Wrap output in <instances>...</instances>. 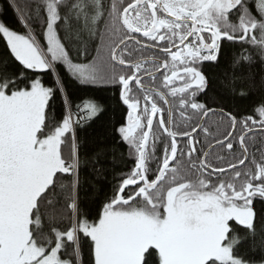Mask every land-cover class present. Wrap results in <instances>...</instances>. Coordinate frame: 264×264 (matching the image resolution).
Returning a JSON list of instances; mask_svg holds the SVG:
<instances>
[{"label": "snow or ice", "instance_id": "obj_1", "mask_svg": "<svg viewBox=\"0 0 264 264\" xmlns=\"http://www.w3.org/2000/svg\"><path fill=\"white\" fill-rule=\"evenodd\" d=\"M7 5L0 264H264V0Z\"/></svg>", "mask_w": 264, "mask_h": 264}, {"label": "trees", "instance_id": "obj_2", "mask_svg": "<svg viewBox=\"0 0 264 264\" xmlns=\"http://www.w3.org/2000/svg\"><path fill=\"white\" fill-rule=\"evenodd\" d=\"M0 6L3 7V15L0 16V20L6 21L9 25L13 26L14 28L19 29V25L16 23L15 17L13 15L12 9L8 7L7 0H0ZM238 44H226L225 46V52H235L238 49ZM4 44L3 41L0 40V52L3 51ZM257 74V78H259V75L264 72V66L261 67H255L252 69ZM48 79V77H46ZM67 86H68V92L70 94V98L73 102V104L81 103L82 100L91 98V97H99L102 98L107 104L110 105L109 112L106 116V120H111L115 122L116 120H119L122 115V106L117 104L113 99V91L105 86H82L79 85L74 80H71L70 78L67 80ZM259 99V93L251 96L250 98L243 99L240 101H232V105L239 104V107L243 110H246L250 113L252 106L254 103ZM56 109L58 113L63 112L62 105L60 104V101L57 100L56 102ZM212 120H217V117H212ZM225 122V126H226ZM223 130V129H222ZM213 134H215V129L213 128ZM200 138L203 139V133H200ZM217 152L219 153L220 150L217 149ZM118 153H124V157L120 159L119 166L115 169V172H120L121 170H127L128 168L132 167V160L128 158L127 156V150L120 146L118 149ZM222 154V153H221ZM83 180H92L93 178L88 175V173H82ZM112 181V175H108L107 182H105L102 185H99V187L103 188L102 193H98L97 195L102 196L103 193H110L111 187L110 182ZM83 195V193H82Z\"/></svg>", "mask_w": 264, "mask_h": 264}]
</instances>
